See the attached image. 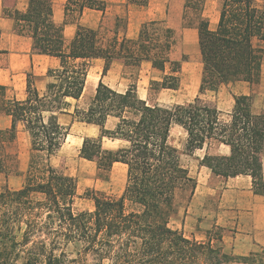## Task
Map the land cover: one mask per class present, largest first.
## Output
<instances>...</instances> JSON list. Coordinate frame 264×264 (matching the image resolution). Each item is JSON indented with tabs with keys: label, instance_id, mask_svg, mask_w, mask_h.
<instances>
[{
	"label": "trees",
	"instance_id": "trees-1",
	"mask_svg": "<svg viewBox=\"0 0 264 264\" xmlns=\"http://www.w3.org/2000/svg\"><path fill=\"white\" fill-rule=\"evenodd\" d=\"M205 6L206 0H184L181 18L183 28H195L198 34V94L190 102L163 106L140 97L136 72L146 60L163 73L161 79L150 80L151 100L161 90L179 87L183 60L171 57L176 30L165 19L143 22L136 39L119 36V21L126 29V18L117 17L108 40L100 29L79 24L67 45L64 24L53 20L52 0H28L23 11L5 5L16 29L31 35L40 53L58 57L60 66L48 71L54 80L44 93L29 74L27 98L7 106L13 117L9 133L14 138L17 123L24 122L30 154L23 185L0 190V264H14L19 258L23 264H73L70 244H81V254H91L96 264H223L229 258L210 240L189 238L172 225L178 220L183 224L198 181L182 162L171 131L174 124L184 128V150L190 155L212 141L228 145L229 155L207 153L200 163L221 177L250 175L256 191L264 193V110H255L253 94L234 95L230 117L224 119L215 101L203 97L235 80L260 83L264 2L222 0L215 28ZM86 7L105 12L107 2L68 0L66 16L81 15ZM93 58L105 60L103 74L114 59H122L134 79L124 92L100 80L88 105L75 106V119L99 128L97 137H84L80 156L96 162L103 180L110 179L116 162L127 166V177L119 194L88 190L94 209L77 211V179L54 163L69 135L57 112L70 106L68 98L82 96ZM110 117L117 118L114 128L107 127ZM105 137L121 144L105 148Z\"/></svg>",
	"mask_w": 264,
	"mask_h": 264
},
{
	"label": "crops",
	"instance_id": "crops-1",
	"mask_svg": "<svg viewBox=\"0 0 264 264\" xmlns=\"http://www.w3.org/2000/svg\"><path fill=\"white\" fill-rule=\"evenodd\" d=\"M52 1L53 20L57 24H64V37L67 45L74 38L79 24L99 29L105 24V21L108 22L111 19V24L113 23L116 27L117 17L126 18L127 27L126 29L118 27L119 36L125 35L128 39H136L143 22L164 18L162 9L157 8L153 0H149L147 5L133 4L128 0H104L107 2L105 12L86 7L81 15L73 13L68 17L65 13L68 0ZM181 3H183L182 0L176 4V7ZM5 5H8L7 0H0V144L6 143L5 136L9 134L13 122L12 115L7 111L8 103L27 98L28 75H32L34 86L39 92L44 93L48 83L54 80L52 76H49L48 71L60 66L58 57L40 53L35 49L31 35L20 33L16 29L15 20L4 12ZM27 5L28 0H12L10 7L15 6L23 11ZM170 6L171 3L169 2V8ZM164 7L166 10L168 4H164ZM183 29H190L197 33L195 28ZM146 63L156 69L150 61L146 60L142 62L141 67ZM104 67L105 60L103 58H93L82 96L78 100L68 98L70 106L57 112L61 124L70 127L71 130L81 127L85 131L81 145L84 137H97L99 128L94 124L75 119L73 116L75 106L81 107L78 103L83 99L91 100L100 80L119 92H124L130 85L125 76L126 67L122 59H114L105 74H103ZM195 78L198 80V73ZM243 94H253L255 110H264V62L261 81L258 85L254 86L245 80H235L223 85L214 94L215 103L221 110L224 119L230 117V112L235 103L234 95ZM116 122L117 118L110 117L107 121V127L114 128ZM105 139L111 140L105 137L103 141ZM13 141L19 147L26 148V145H29L30 135L24 122L19 121L17 123L16 136ZM111 141L119 143L118 146L121 144L120 141ZM207 153L229 155L230 147L212 141L203 149H198L192 154L196 156V162L189 170L191 175L197 179L198 184L180 228L190 238H195L201 242L210 240L213 243H218L221 250L226 254L254 257L264 261V193L256 191L250 175L240 174L227 178L215 175L209 167L200 163V160ZM24 157L26 158V154ZM116 165L121 171L125 170L127 174V166L124 163L116 162L111 169L110 177L114 175ZM98 179L101 178L98 177Z\"/></svg>",
	"mask_w": 264,
	"mask_h": 264
},
{
	"label": "rangeland",
	"instance_id": "rangeland-1",
	"mask_svg": "<svg viewBox=\"0 0 264 264\" xmlns=\"http://www.w3.org/2000/svg\"><path fill=\"white\" fill-rule=\"evenodd\" d=\"M221 1L222 0H206L205 14L209 17L212 28H215L217 25ZM153 2L157 8L162 9L164 16L163 19H165L169 25L175 27L176 41L171 52V57L183 60L182 71L180 73L181 81L177 89L161 90L155 98L151 100L148 94L150 80L161 79L163 73L158 69H153L150 64L146 63L138 72H136V74H138L137 83L139 95L145 99H150V101L155 100L163 106H172L173 104L190 102L198 94L202 70L197 33H195V31H191L190 29H183L181 26L180 19L184 0H182L183 3H181L178 7H176V4L181 2V0H153ZM169 2L171 3L170 8ZM263 2L264 0H258L259 4ZM166 3L168 4V8L164 10V4ZM7 4L8 6H12V0H7ZM109 21H105V24L99 28L104 40H108L112 37L115 28L113 23L111 24V19ZM118 26L123 29V22L119 21ZM197 73L199 75L198 80L195 78ZM125 76L128 79V84H130L134 79L130 75V69H125ZM203 97L206 100L215 101L212 93H208ZM89 101L90 100L83 99L78 104L81 107H85ZM84 133L85 131L81 127L73 130L69 127L70 135H68L58 156L54 159V163L57 166L65 169L67 173L75 176L77 179L78 198L75 202V208L77 211L94 209V201L87 196L88 190L94 189L104 191L108 194H119L124 189L126 183V171H121L118 165L114 168V175L110 177L109 181L98 179L96 162L84 159L80 156L81 141ZM186 138L187 135L184 129L179 125H174L172 129L171 141L179 148L182 162L189 169H191L196 162V156L185 152L184 147ZM5 140L6 143L0 144V190L4 187L18 189L25 181V174L30 154V142L29 145H26V148L23 146L19 147L17 143H14L10 133L5 136ZM118 144L119 143L112 142L108 139L103 141L105 148H115ZM25 154L26 158H23ZM182 216L183 215L181 214V217ZM172 225L179 228L180 220L173 222ZM215 246L219 247L218 243H215ZM67 251L70 258L75 259L73 264H96V260L91 254L86 256L81 254V244H70ZM228 257L229 258L227 260H223V264H264L263 260H259L257 258L245 260L231 254H228ZM14 264H23V259L19 258Z\"/></svg>",
	"mask_w": 264,
	"mask_h": 264
}]
</instances>
